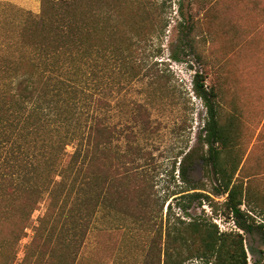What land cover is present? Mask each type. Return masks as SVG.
I'll use <instances>...</instances> for the list:
<instances>
[{
	"label": "rangeland",
	"instance_id": "rangeland-1",
	"mask_svg": "<svg viewBox=\"0 0 264 264\" xmlns=\"http://www.w3.org/2000/svg\"><path fill=\"white\" fill-rule=\"evenodd\" d=\"M120 1L135 19L151 18L137 7L145 3L168 22L162 37L146 47L148 62H158L165 82L151 85L142 73L132 80L121 78L103 94L109 101L106 122L115 130L110 147L120 155L130 154V166L140 173L117 178L108 171L112 190L93 216L80 219L71 207L74 218L66 211L65 221L41 227L34 240L36 221L46 210L44 201L18 240L11 236L16 228L0 224V264H158L169 216L170 222L205 220L219 233L239 232L247 264H264V236L234 226L225 210L226 196L215 194L218 182L199 157L206 152L199 139L206 111L192 89L199 71L204 85L216 92L220 122L231 128L229 146L233 144L239 160L232 182L240 181L246 189L241 210L264 230V0H180V8L178 0ZM0 2L33 14L41 9V0ZM92 7L96 10L97 5ZM22 20L18 11L0 5V40L14 36ZM179 24H189L186 40ZM140 105L146 109L143 114ZM192 192L200 194L192 202L180 197ZM72 219L71 236L59 237ZM80 233L86 235L83 242ZM60 238L79 243H72L78 251L71 253V247L62 253ZM184 264L204 263L196 258Z\"/></svg>",
	"mask_w": 264,
	"mask_h": 264
},
{
	"label": "trees",
	"instance_id": "trees-1",
	"mask_svg": "<svg viewBox=\"0 0 264 264\" xmlns=\"http://www.w3.org/2000/svg\"><path fill=\"white\" fill-rule=\"evenodd\" d=\"M143 4L137 7L151 18L135 19L120 0H41L39 14L0 2L23 17L16 34L0 40V224L18 230L11 232L15 240L41 201L47 206L36 221L33 240L41 227L65 221L66 211L83 220L94 214L112 190L108 171L117 178L140 173L130 166V154L120 155L110 147L115 130L106 122L109 101L103 94L121 78L132 80L142 73L151 85L165 82L158 62H148L146 47L162 37L168 22ZM179 25L186 40L189 24ZM204 81V74L196 71L192 89L206 111L199 138L206 152L199 157L218 182L215 194L226 196L225 210L234 226L264 236L263 225L241 210L246 189L242 182H232L239 162L233 144L229 146L232 130L220 122L217 94ZM144 110L138 106L142 114ZM69 146L72 152L66 150ZM198 195L180 197L192 202ZM71 207L79 214L73 215ZM73 222L59 237L71 236ZM80 236L83 242L85 233ZM72 243L71 238L69 243L60 238V250L74 247L70 252H77ZM162 244L158 264L196 258L204 264H247L242 234L219 233L205 220L170 222L169 216Z\"/></svg>",
	"mask_w": 264,
	"mask_h": 264
}]
</instances>
